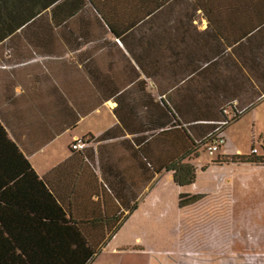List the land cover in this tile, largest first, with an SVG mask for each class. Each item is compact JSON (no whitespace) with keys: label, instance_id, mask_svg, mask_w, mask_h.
Wrapping results in <instances>:
<instances>
[{"label":"crops","instance_id":"0c3cea01","mask_svg":"<svg viewBox=\"0 0 264 264\" xmlns=\"http://www.w3.org/2000/svg\"><path fill=\"white\" fill-rule=\"evenodd\" d=\"M206 1L218 5L196 11L176 4L150 17L131 7L47 11L0 39V121L9 137L41 177L62 167L52 185L73 214L92 221L97 212L109 211L111 219L125 211L89 264L136 256L149 264H213L212 256L219 264H259V256L245 258L244 236L229 240L226 230L256 218L264 223V207L245 213L225 197L212 203L221 181L193 190L199 169L209 167L199 163L200 149L193 159L182 127L201 138L210 127L196 123L220 118L225 104L249 112L264 99V12L246 10L249 0ZM84 138L93 140L84 151L93 166L71 149ZM183 155L197 169L190 186L164 168ZM181 194L200 198L181 206ZM162 223L171 226L168 239ZM202 227H219V235L212 246L208 232L199 250Z\"/></svg>","mask_w":264,"mask_h":264},{"label":"trees","instance_id":"16d2710c","mask_svg":"<svg viewBox=\"0 0 264 264\" xmlns=\"http://www.w3.org/2000/svg\"><path fill=\"white\" fill-rule=\"evenodd\" d=\"M176 4L196 11L211 10V5H218L206 0H0V39L47 11L111 12L131 7L148 12L150 17L157 11L170 10ZM254 5L264 12V0L244 2L246 10H252ZM246 111L247 108H239L232 102L225 104L221 107L220 118L196 123L210 127L201 138L193 137L189 124L182 127L192 139L190 152L193 159L198 158L199 149L206 147L208 150V145L215 138L225 137L226 127ZM174 114L175 122L181 125L176 112ZM83 140L89 144L85 149L75 150L72 146L71 149L93 166L94 161L84 153L93 140ZM254 149L250 155L218 156L213 162L218 165L249 163L264 166V155H256ZM186 159L183 155L164 166L173 172L175 182L180 186L193 185L197 180L196 167L185 162ZM149 167L153 168V164ZM61 170L59 166L46 177L38 175L0 121V264H89L106 245L108 236L111 237L121 226L125 211L118 212L117 217L111 219L109 211L97 212L92 215V221L73 214L52 185L54 174ZM199 198V195L181 194L180 204L186 206Z\"/></svg>","mask_w":264,"mask_h":264},{"label":"rangeland","instance_id":"374dc122","mask_svg":"<svg viewBox=\"0 0 264 264\" xmlns=\"http://www.w3.org/2000/svg\"><path fill=\"white\" fill-rule=\"evenodd\" d=\"M223 135L226 137L227 143L222 145L214 155H211L206 147H202L200 149L199 163L203 166H208L209 168L205 172L199 169L198 184L193 187V190L212 189L219 185V182L221 181L223 184L222 194H220L221 196L215 193L214 195H211L209 200L211 199L212 203H217V201L219 202L218 199L225 197L228 199V204L232 202V204L241 209V212L252 213L253 211L251 208H260L261 206L263 208L264 167L255 168L251 166H242L244 168H236L230 165L229 167L226 166L221 168L219 166H212L211 164L212 161L219 155H234L236 153L250 155L252 154L253 147L258 150L256 155H264V99L260 101L253 110L246 112L237 121L229 124L223 132ZM237 181L240 182V186H237L238 184L236 185ZM187 215L188 212L185 210L178 218L180 220L179 225L181 223L185 225ZM181 219L185 220L181 221ZM262 221H264V219ZM247 223L248 225L244 224L243 226L241 225L239 227H229L226 230L228 239L230 240L236 235L237 238H243V235V241L245 242L244 245H249L248 249L246 247L243 250L245 253H247L245 254V258L247 256H259V264H264V261L261 260L264 259V223L260 222V220L257 218L254 220V222ZM198 230L201 231L202 238H200V240L198 237L196 238V249H204L207 243H209L205 237L208 235V232L210 235L209 239L212 240L209 244L212 246L215 245L213 237L219 235V227H202ZM159 231L163 238L171 236V226H164L162 223ZM208 237L209 236H207V238ZM252 238H254V240L249 244L248 240ZM161 245L163 247L169 244L164 241V243ZM157 257L159 259L162 256L159 255ZM162 258L166 260V257ZM211 258L213 264H219L218 256H212ZM147 261L149 264L150 259L147 260L146 256H136L131 257L130 259L126 258L123 264H146Z\"/></svg>","mask_w":264,"mask_h":264},{"label":"built area","instance_id":"2783aa9c","mask_svg":"<svg viewBox=\"0 0 264 264\" xmlns=\"http://www.w3.org/2000/svg\"><path fill=\"white\" fill-rule=\"evenodd\" d=\"M226 139L225 137L221 136L218 138H215L212 142H210V144L208 145V151L210 154H215L219 148L225 144ZM88 142L86 140L83 139H78L76 140L73 144H72V148L75 150H83L88 146ZM254 153H257V149L255 148L253 150Z\"/></svg>","mask_w":264,"mask_h":264}]
</instances>
